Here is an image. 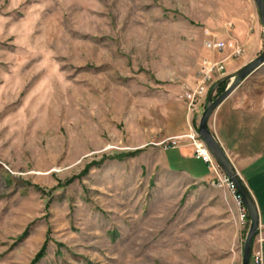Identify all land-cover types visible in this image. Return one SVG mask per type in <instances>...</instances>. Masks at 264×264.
Wrapping results in <instances>:
<instances>
[{
    "label": "rangeland",
    "instance_id": "1",
    "mask_svg": "<svg viewBox=\"0 0 264 264\" xmlns=\"http://www.w3.org/2000/svg\"><path fill=\"white\" fill-rule=\"evenodd\" d=\"M256 8L0 0V264H242L228 188L171 168L162 142L198 132L207 100L182 95L204 43ZM242 92L264 112V67Z\"/></svg>",
    "mask_w": 264,
    "mask_h": 264
},
{
    "label": "crops",
    "instance_id": "2",
    "mask_svg": "<svg viewBox=\"0 0 264 264\" xmlns=\"http://www.w3.org/2000/svg\"><path fill=\"white\" fill-rule=\"evenodd\" d=\"M214 37L223 41L233 40L243 46L244 54L240 58L230 57L226 60L232 63L226 68L224 76L235 73L264 49V28L258 9L252 15L251 23L241 20L232 33L216 34ZM231 53L232 49L227 48L217 57L223 59ZM248 79L221 103L209 126L254 197L260 215V227L254 244L257 245L261 238L264 254V112L251 107L244 100L242 87ZM168 151L171 168L186 173L198 182L217 184V174L195 154L188 140Z\"/></svg>",
    "mask_w": 264,
    "mask_h": 264
},
{
    "label": "built area",
    "instance_id": "3",
    "mask_svg": "<svg viewBox=\"0 0 264 264\" xmlns=\"http://www.w3.org/2000/svg\"><path fill=\"white\" fill-rule=\"evenodd\" d=\"M205 49L210 53L209 57L202 60L199 71L196 76V83L193 88L185 89L182 98L186 102L190 113H196L206 103L207 97L216 84L226 73L225 62L228 58H240L244 54L242 45L234 42L233 40L223 41L217 40L215 37L205 41ZM231 48L232 53L223 59H219L217 55L222 53L225 49ZM187 137L194 147L195 154L201 158L205 163L212 168L218 176L217 184L226 186L231 193L235 203L238 206L240 213V222L243 225L250 224V216L246 206L244 205L241 195L238 193L234 184L220 169L209 152L207 146L201 139L199 133L192 130L190 135L181 137H172L164 140L162 144H167L168 148L176 147L180 141ZM262 239L259 238L257 245L254 244L251 251L250 264H264V254L262 249Z\"/></svg>",
    "mask_w": 264,
    "mask_h": 264
},
{
    "label": "water",
    "instance_id": "4",
    "mask_svg": "<svg viewBox=\"0 0 264 264\" xmlns=\"http://www.w3.org/2000/svg\"><path fill=\"white\" fill-rule=\"evenodd\" d=\"M257 6L260 21L264 28V0H253ZM264 67V49L263 51L253 60L245 64L235 73L225 76L220 79L210 91L207 98L206 108L200 118L198 132L207 146L209 152L213 156L217 165L220 167L222 172L230 178L238 193L241 195L244 205L246 206L250 216V227L245 240V246L243 250V261L242 264H250L251 251L254 243L255 236L260 227V215L257 204L252 196L251 192L243 182L226 151L210 130V120L214 115L217 108L221 103L226 100L242 83L247 80L250 76L254 75L261 68ZM225 80H230V84L226 90L218 96L215 100L213 99L216 88Z\"/></svg>",
    "mask_w": 264,
    "mask_h": 264
},
{
    "label": "trees",
    "instance_id": "5",
    "mask_svg": "<svg viewBox=\"0 0 264 264\" xmlns=\"http://www.w3.org/2000/svg\"><path fill=\"white\" fill-rule=\"evenodd\" d=\"M223 91H221V93H222Z\"/></svg>",
    "mask_w": 264,
    "mask_h": 264
}]
</instances>
